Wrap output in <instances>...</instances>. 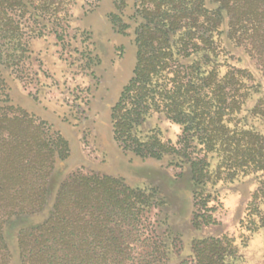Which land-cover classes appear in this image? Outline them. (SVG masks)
<instances>
[{
	"label": "rangeland",
	"instance_id": "1",
	"mask_svg": "<svg viewBox=\"0 0 264 264\" xmlns=\"http://www.w3.org/2000/svg\"><path fill=\"white\" fill-rule=\"evenodd\" d=\"M191 3L0 0L2 217L6 218L4 212L19 209L12 196L27 197L40 191L37 186L46 179L42 172L52 163L42 209L10 216L1 224L5 248L0 247V261L7 256V264H22L19 234L45 222L59 188L71 176L96 175L120 180L135 206L121 225L120 241L129 244L126 254L112 262L109 255L97 251L94 264H204L195 252L198 243L222 235L234 240L237 252L218 258L216 264H264V226L257 216V223H250L248 214L262 172L249 170L225 180L223 175L216 178L220 157L213 151L206 156L209 178L196 188L188 167L180 170L168 165L169 157L141 158L119 147L113 136L111 110L132 77L141 36H150L164 19L179 16L186 22L183 16L191 18ZM203 9L199 15H204ZM186 29L170 34L173 58L179 61L176 51ZM202 31L198 25L192 32L198 37ZM225 33L226 19L212 34L214 53L206 55L208 59L202 58L203 52L196 53L187 63L198 75L215 69L222 76L228 64L247 69L251 75L245 80L247 95L225 123L264 137V116L255 109L259 104L264 107L262 67L244 47L230 43ZM180 132L179 125L154 112L138 128L137 137L146 141L154 133L161 141L175 142ZM29 160L37 167L35 175L33 163L26 165ZM205 200L206 205L199 202L194 207L195 201ZM259 208L261 217L264 202ZM98 216L96 211L94 227L101 220ZM208 216L211 223L205 225ZM105 224L109 228L113 223ZM94 233V240L100 241L99 229ZM143 245L146 253L141 250Z\"/></svg>",
	"mask_w": 264,
	"mask_h": 264
},
{
	"label": "trees",
	"instance_id": "2",
	"mask_svg": "<svg viewBox=\"0 0 264 264\" xmlns=\"http://www.w3.org/2000/svg\"><path fill=\"white\" fill-rule=\"evenodd\" d=\"M191 6L188 14L191 20L187 16H183L186 22L179 16L164 19L158 22L150 36H141L132 77L123 86L111 110L113 136L119 147L141 158L169 157L168 165L180 170L188 167L196 188L209 178L206 156L213 151L220 157L216 178L221 179L223 175L225 180L249 170L262 172L259 187L249 201L248 214L250 223L256 224L257 216L264 226V213L259 216V204L264 202V137L251 131L232 129L225 123L226 118L239 111L247 95L245 80L251 75L247 69L230 64L222 76L215 69L198 75L197 69L187 63L196 53L203 52L204 59L214 53L212 34L226 19L227 40L244 47L264 73V0H205V3L192 0ZM201 8H204V15L198 13ZM198 25L203 31L195 37L192 31ZM181 27L187 29L179 39L176 51L182 60L179 61L173 58L170 34ZM255 109L264 116L263 106L259 104ZM154 112L180 126L181 132L175 142L161 141L154 133L147 136L146 141L137 137L138 128L143 127L147 117ZM48 151L50 157L53 156V150L49 148ZM200 153L204 156L200 157ZM32 163L31 170L35 175L34 162L26 161L28 166ZM51 168L52 163L48 164L47 172H42L43 179H47ZM46 179L38 184L40 191L36 194L12 196L17 199L19 209L4 212L6 218L0 215L1 248H5L1 224L10 216L40 211L46 202ZM2 180L0 178V183ZM127 190L125 184L111 176H71L59 188L45 222L19 234L22 264H94L93 255L97 251L109 255L112 262L124 256L129 244L123 245L120 241L122 220L125 221L135 206ZM194 198L197 199L196 193ZM199 202L206 205L208 200L195 201L194 207ZM96 211L101 220L94 227ZM107 221L113 223L109 228L105 224ZM209 223L210 216L203 221L205 225ZM96 228L101 233L100 241L94 240ZM233 241L226 235L210 237L199 242L195 252L206 261L204 264H216L218 258L236 254ZM146 247L141 246L143 253L147 252ZM0 264H7V256Z\"/></svg>",
	"mask_w": 264,
	"mask_h": 264
}]
</instances>
